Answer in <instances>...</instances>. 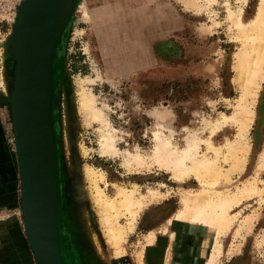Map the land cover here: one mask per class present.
<instances>
[{"label":"rangeland","instance_id":"rangeland-1","mask_svg":"<svg viewBox=\"0 0 264 264\" xmlns=\"http://www.w3.org/2000/svg\"><path fill=\"white\" fill-rule=\"evenodd\" d=\"M167 1L176 14L171 30L152 35L155 27L150 31L124 29L114 34L121 42L117 53L109 51L107 56L101 48L90 14L93 2L77 0L78 7L76 4L59 38L60 48H56L52 64V103L56 89L59 100L52 122L58 242L63 264H137L135 252L142 236L156 232L159 239L168 240L166 229L173 232L182 247H189L179 253L178 264H206L215 239L220 253L214 264H264V169H257L258 153L264 149V77L254 99L246 102L253 117L244 137L238 135L233 120L217 122L221 113L232 114L241 91L233 68L241 42L227 19L228 11L241 10L243 21L248 22L259 0H196L193 6L181 0ZM22 2L0 0V40L7 37L13 25L19 27L20 21L15 22V18ZM116 6L114 13L120 17L121 7ZM124 9L130 10L127 6ZM159 37L163 40L155 43ZM139 39L146 49L142 55L147 65L121 67L128 57L137 56ZM170 46L175 50L166 55L164 49ZM132 47L135 50H128ZM113 56H117V65H106ZM15 70L16 61L10 56L3 59L0 54V264H36L25 233L21 203L11 107ZM80 90L94 96L95 107L105 118L103 125L84 116L76 96ZM103 131L111 135L117 153L99 152ZM156 135L168 138L178 148L193 135L198 138V156L213 157V151L219 148L217 166L223 172L230 167V162L223 160L225 143L235 138L244 142L246 151L239 170H230L229 180H221L213 188L238 194L228 211L230 219L234 218L225 233L217 235L209 226L177 219L183 209V194L202 188L193 176L177 181L156 163L140 167L124 163L128 153L148 161ZM207 143L214 149H209ZM86 167L103 176L96 183L107 198H113L117 187L134 189L137 197L148 193L135 216L133 230L125 234L123 257L114 256L108 243ZM248 180L255 183L258 192L244 195L237 191ZM150 190L160 195L151 198ZM123 213L121 225L129 218L126 211Z\"/></svg>","mask_w":264,"mask_h":264},{"label":"bare ground","instance_id":"bare-ground-1","mask_svg":"<svg viewBox=\"0 0 264 264\" xmlns=\"http://www.w3.org/2000/svg\"><path fill=\"white\" fill-rule=\"evenodd\" d=\"M181 1L185 5L192 6L197 2L196 0ZM23 2L19 6L17 17L15 18V22L20 21L19 27L13 25L7 37L4 40H0V54L3 56V59H6V57L10 56V58L16 59L20 62L22 55L24 56L25 54V49H22L21 52V46L25 47L27 44V39L25 38V36L22 37V32L25 28V24L22 19L23 10L25 8ZM74 2L75 3L73 9L75 10L77 0H75ZM227 19L229 20L231 25L236 28L235 38L241 42V47L235 53V62L233 65V68L238 75L237 79L240 82L241 91L239 99L237 101L238 103L235 106V110L232 112V114L230 116H226L221 113L220 119L217 122L223 123L228 119L233 120L237 124L238 135L240 137H244L253 117V111L246 102H248L250 98L251 100L254 99L260 86V81L264 77V0H259L255 15L252 19H249L250 21H243L241 10L238 12L228 11ZM76 96L79 102V108L82 110L84 116L88 119L97 120L103 125V123L105 122V118L100 114L98 108L95 107L94 96L91 95L88 91L86 92L85 90H80V92H78ZM50 97L52 102V73ZM58 100L59 99L57 98L56 106H49V114L51 112V119L53 110H56L58 107ZM50 129L52 130L51 134H53L54 143L53 122L52 127L50 124ZM103 132L101 133L99 152L101 154L117 153L118 149L113 145V139L111 135L107 134L108 132ZM18 135L15 143L17 154L20 157V161L22 162L21 165L23 175V158L20 148V137ZM159 135H156L157 137L155 138V145L152 149V153L149 155L148 161H146V159H144L139 154L128 153L124 163L126 165L134 164L139 167L147 163H156L159 168H163L169 171L172 178L177 181H181L186 177L193 176L196 180H198L202 188L196 193L189 190L183 194L181 199L183 209L181 210L180 215L177 217V219L180 221L194 220L197 224L209 226L211 229H213L214 234L217 233V235L225 233V231L228 229L229 224L231 223L230 220L234 218L233 217L230 219L229 216L231 214L229 215L228 211L231 208L232 204L236 202L238 194H231L230 192L225 191H215L213 188L214 186L220 184L221 180H224L226 182L229 180L228 173L230 170L231 172L232 170H239L243 162L242 159H244L242 154H244L246 151L244 142L239 140L240 138H235L234 140L225 143L227 152L225 155L223 154V160L229 161L230 167L226 172H223L217 166V160L219 159L218 155L220 154V150L218 151L219 148H215V150L213 151V154L215 155L213 157H208L206 154H201L200 156H198V138H196L195 136L192 135L190 139H187V142L183 147L178 148L172 145L168 138L161 136L159 137ZM211 147L213 148L214 146H210L209 144L208 148L210 149ZM258 156L259 164L257 166V169L261 170L264 169V149L260 153H258ZM54 170L56 176L55 182L57 192V215L58 183L55 144ZM85 170L86 175L93 184L92 188L94 192V199L99 212L97 213L99 214L101 225L103 224L102 226L107 231L104 232H106L105 234L107 235L108 243L109 245H111L114 256L122 255L123 257V254L125 253V234L133 230L135 216L145 204V196L148 193L146 195L137 197L135 196L134 189L125 190L124 188L117 187L116 193L113 198H107V196H105L104 192L98 187L96 183V181L98 179L100 180V178H102L103 176L99 175L98 172L96 173V171H94L91 167H86ZM253 183V181L248 180L247 182L243 183L241 188L238 187L237 189L239 190L237 191L242 192V194L244 195L250 192H258L254 189ZM155 193L156 194H154V192H151L150 190L149 194L151 198L152 196L158 195L157 192ZM123 210L127 212L129 218L124 225H121L119 223V218L124 215ZM244 222L246 223L245 220ZM24 226L26 236L28 237L30 246H32L31 248L35 257V263L39 264L29 234L27 220L24 223ZM164 234V236L167 237L168 240H166L165 238L159 239L156 232H148L147 234L142 236V241L138 242L139 249L135 252L137 264H147L148 261H150L151 264L179 263L178 260L180 261L181 259L179 257V253L187 251L189 247H182L181 242L177 240L175 236H173V232L166 229L164 230ZM214 242L216 245H213L214 247L211 249L206 264H214L216 261V257L220 253V249L216 242V239ZM148 257L150 258L148 259Z\"/></svg>","mask_w":264,"mask_h":264},{"label":"water","instance_id":"water-1","mask_svg":"<svg viewBox=\"0 0 264 264\" xmlns=\"http://www.w3.org/2000/svg\"><path fill=\"white\" fill-rule=\"evenodd\" d=\"M74 1L24 0L22 37L25 36L27 44L21 46V52L25 49V54L20 62L12 58L16 70L11 107L15 140L19 132L24 168L22 175V162L17 154L21 203L39 264H63L57 242V192L49 106H56L59 93L56 89L52 103L53 56L56 48H60L58 41L70 21Z\"/></svg>","mask_w":264,"mask_h":264},{"label":"crops","instance_id":"crops-1","mask_svg":"<svg viewBox=\"0 0 264 264\" xmlns=\"http://www.w3.org/2000/svg\"><path fill=\"white\" fill-rule=\"evenodd\" d=\"M166 1V2H165ZM85 0V3H92L93 6L90 8V14L93 19V26L97 30V37L99 42L101 43V48L106 52L108 56L109 51L110 54L112 52L117 53L119 44L121 43L114 34L120 33L127 30H141L143 28H148L150 31V27H155V34L152 35H163L166 30H171L172 26L175 23L174 17L176 18V14L173 11V6L167 0ZM171 1V0H170ZM120 6L121 13L120 17L117 16L113 8ZM116 6V7H117ZM130 9L129 11L125 10L124 7ZM113 9V10H112ZM118 30V31H117ZM115 32V33H114ZM164 32V33H163ZM113 34V36H112ZM140 34V32L138 33ZM148 34V33H147ZM106 38V41H104ZM146 40V39H144ZM162 37H159L155 40V43H160ZM142 40H137V44L139 45L138 54L135 58L128 57L125 63H121V67H133V66H146L147 58L145 55L143 56V51H146L145 48L141 46ZM109 44V46L107 45ZM113 44V46H111ZM136 48V47H135ZM151 49V48H150ZM149 49V50H150ZM128 50H135L134 47L132 49L128 48ZM170 52H169V51ZM175 48L172 46L169 47L166 51V47L164 49L165 54L170 55ZM129 51V52H130ZM169 52V53H168ZM108 53V54H107ZM131 53V52H130ZM109 54V55H110ZM146 54V53H145ZM117 56H113L112 59L108 58L106 65L116 66Z\"/></svg>","mask_w":264,"mask_h":264}]
</instances>
